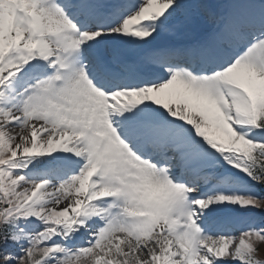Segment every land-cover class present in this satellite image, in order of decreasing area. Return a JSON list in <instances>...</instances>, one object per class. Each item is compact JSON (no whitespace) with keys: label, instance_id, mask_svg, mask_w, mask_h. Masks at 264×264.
Returning <instances> with one entry per match:
<instances>
[{"label":"snow or ice","instance_id":"obj_1","mask_svg":"<svg viewBox=\"0 0 264 264\" xmlns=\"http://www.w3.org/2000/svg\"><path fill=\"white\" fill-rule=\"evenodd\" d=\"M0 264H264V0H0Z\"/></svg>","mask_w":264,"mask_h":264}]
</instances>
